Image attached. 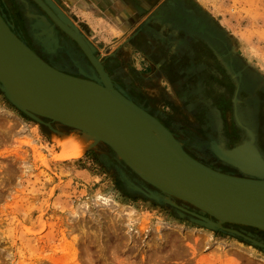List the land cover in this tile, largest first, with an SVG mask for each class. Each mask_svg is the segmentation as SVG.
I'll return each mask as SVG.
<instances>
[{"label":"rangeland","instance_id":"1","mask_svg":"<svg viewBox=\"0 0 264 264\" xmlns=\"http://www.w3.org/2000/svg\"><path fill=\"white\" fill-rule=\"evenodd\" d=\"M196 1L233 54L264 80V0ZM2 2L6 12L12 9ZM89 29L88 40L107 63L104 54L113 53L121 38L112 40L108 28L109 37L94 25ZM114 66L123 84L125 63ZM162 108L168 118L179 110ZM180 119L188 125L187 116ZM172 131L186 148L187 133ZM56 136L0 92V264H264V251L245 239L264 243V232L230 224L224 227L240 235L212 231L179 218L158 201L128 191L110 151L97 146L60 159ZM103 153L112 167L100 159ZM126 173L140 180L128 168Z\"/></svg>","mask_w":264,"mask_h":264},{"label":"water","instance_id":"2","mask_svg":"<svg viewBox=\"0 0 264 264\" xmlns=\"http://www.w3.org/2000/svg\"><path fill=\"white\" fill-rule=\"evenodd\" d=\"M33 1L77 44L96 73L93 72L91 76L80 72L82 77H78L49 65L13 31L0 13V92L7 101L26 117L56 134H62L54 127L58 124L66 130H70V124L76 123H93L103 128L108 123L123 128L125 125L130 126L129 131L133 134L116 137L118 145L106 134L102 137L106 145L108 143L117 149L114 151L116 156L113 154L112 157L119 170L120 180L128 191L158 201L179 218L208 230L239 234L236 230L224 227L230 224L264 232V158L255 143L254 133L250 130L247 141L225 148L222 153L211 148L212 154L234 167L239 176L212 168L210 161L204 163L197 160L186 151L184 144L168 125L128 95L121 85L109 77L104 66L99 69L95 65L87 50V45L91 43L86 41L80 30H70L71 23L63 24L59 20L61 18L44 5L43 0ZM27 16L36 17L29 12ZM47 17L40 15L42 21L53 25ZM34 27L45 31L42 24H34ZM196 27L210 38L224 43L223 39L205 31L206 28ZM91 49L95 54L96 49ZM225 49L229 51L226 45ZM5 72L25 97L39 102V107L24 103L21 95L15 94L17 87L9 83ZM64 101L71 105L62 103ZM234 110L236 114V108ZM94 143L86 151L100 145V142ZM121 155L128 159L126 163H119ZM117 156L120 158L117 159ZM217 159L213 158L212 162ZM136 165L149 174L143 173ZM126 168L140 182L132 180ZM182 204L188 205L191 210ZM245 239L264 251L263 242Z\"/></svg>","mask_w":264,"mask_h":264},{"label":"flooded vegetation","instance_id":"3","mask_svg":"<svg viewBox=\"0 0 264 264\" xmlns=\"http://www.w3.org/2000/svg\"><path fill=\"white\" fill-rule=\"evenodd\" d=\"M3 1H8L12 9L6 12L1 0L2 11L0 10V13L10 23L13 31L46 63L65 73L82 77L73 63L76 60L88 74L96 73L95 68L77 44L61 31L33 0ZM43 2L48 6V9L59 16L57 4H50L47 0H43ZM183 10L187 13L185 22L179 24L172 22V25L177 26L176 28L182 35L174 37L172 40L175 41L166 44H169L171 50L165 56L164 67L166 70L164 75L169 78L183 104L179 112H176L171 118L160 114L156 115L172 130L177 129L187 133L186 150L188 149V152L197 160L204 163L210 161L212 168L239 176L238 171L227 163L218 159L216 162H212L211 156H214L210 151L209 144L211 139H214L222 143L220 145L223 146V149L239 145L249 139L246 133L247 129L243 127L245 126L248 131L251 130L254 133L255 143L264 157V80L232 54L230 60H232L236 71L240 72V67H243L248 73V76L244 74L245 78L247 80L250 78L253 83L251 87L241 78V88L238 87L237 79L229 70L227 59L219 56V54L227 52L224 43L199 31L196 25H203L226 43L222 35L201 14L199 15L189 8H183ZM169 11V13L166 11L167 16L175 19L177 11L173 9ZM27 12L38 17L46 16L53 23V25L49 24L52 27L51 30L42 31L40 28L34 27V24L41 25V23L36 17H28ZM195 19L198 21L197 24L194 22ZM78 28L88 36L82 25H78ZM178 40L183 43H177ZM94 55L99 56L97 51ZM102 61L106 72L110 71L111 76L116 80L119 72L114 73L110 70L111 64L108 59L107 63ZM237 89L239 95L238 103L235 105L234 98ZM252 94L253 97H251ZM133 96L138 102L143 101L144 103V98L140 97L138 90H134ZM254 97L256 104H253ZM235 108L236 114L234 113ZM228 113L230 119H227ZM186 116L188 125L180 119L181 117L185 120ZM191 116L195 117V123L191 120ZM205 146H209L210 150L205 152ZM192 147L195 149L191 151L189 148L192 149ZM100 159L106 164L108 163L109 167L113 166L105 153L100 155Z\"/></svg>","mask_w":264,"mask_h":264},{"label":"crops","instance_id":"4","mask_svg":"<svg viewBox=\"0 0 264 264\" xmlns=\"http://www.w3.org/2000/svg\"><path fill=\"white\" fill-rule=\"evenodd\" d=\"M47 1L57 4V7L77 28L78 25H82L86 34L90 31L89 26L94 25L96 30H99L97 32H101L104 36L110 34L106 31L108 28L113 34L112 40L121 38L122 44L113 53L104 54L106 55L104 58L109 60L110 70L114 73L116 63H125V72L128 75L121 79L123 84L117 79L115 82L118 81L131 97H135L133 96L134 90H138L140 97L144 98V103L133 98L138 104L148 109L152 114L162 116L168 114L162 108L164 106H167L170 111L177 106L180 109L183 104L182 99L175 92L171 83L170 86L168 85L169 82L164 75L166 58L162 56V49L168 47L170 51L171 47L166 44L175 41L172 39L182 34L176 28L177 26L172 25V22L179 24L180 21H177L176 17V20L168 17L166 11L169 13V10L173 9L180 12L184 11L183 8H189L202 15L204 13L201 10L204 12V7L200 3L196 0ZM72 14L80 18V23L72 18ZM180 15L183 16L184 13ZM177 18L182 17L178 16ZM78 29L80 30V28ZM86 38L88 39V36ZM108 74L111 76L110 71Z\"/></svg>","mask_w":264,"mask_h":264},{"label":"bare ground","instance_id":"5","mask_svg":"<svg viewBox=\"0 0 264 264\" xmlns=\"http://www.w3.org/2000/svg\"><path fill=\"white\" fill-rule=\"evenodd\" d=\"M51 3V2H50ZM44 5L48 8V6L44 3ZM50 10V9H49ZM51 11V10H50ZM60 11V17L62 18V20H60L63 24H68L71 23V25H69V28L70 30H72L73 28H77L75 26V24L65 15V13L61 10L58 9V12ZM52 12V11H51ZM184 15H180V14H183ZM33 15V14H32ZM187 15L186 12L184 11H178L176 14H175V17L177 19V21H180L181 22H185L184 20V17ZM178 16L182 17V18H177ZM36 19L44 26V29L45 31H48V30H51V26L49 25V23H47L46 21H42V19L40 17H38L36 15ZM194 22L197 24V20L195 19ZM201 28L205 29V27L203 25H199ZM72 28V29H71ZM78 29V28H77ZM79 30V29H78ZM74 31V30H72ZM205 31H208L207 29ZM81 32V31H80ZM209 33H211L210 31H208ZM83 34V33H82ZM51 36V35H50ZM84 36V35H83ZM208 36V35H207ZM84 38L86 39V41L88 42V39L84 36ZM46 40V39H45ZM54 40H56V38L54 37ZM89 43V42H88ZM177 43H183L182 41L178 40ZM225 43V42H224ZM90 44V43H89ZM226 47H228V52H224L222 54H219L220 58H226L227 61H228V66H229V70L230 72L235 76V78L237 79V84H238V87L241 88V78L247 82L248 85H250L251 87L253 86V83L251 82L250 78H248V80L245 78L244 74L248 76V73L245 72V69L243 67H240V72H237L236 71V68L235 66L233 65V62L231 63L230 62V59H231V55L233 54L232 53V48H230L226 43H225ZM224 45V47H225ZM92 47H94L93 45L90 46L87 45V50L89 51V53L92 55L91 58L92 60L94 61L95 65L98 66L99 69H102L103 66L105 68V65L103 64V61L100 60L98 57H96L94 55V52L93 50L91 49ZM169 49L168 47H163L162 49V56L165 57L168 53ZM232 61V60H231ZM73 63L75 64L76 66V70L80 73H87L85 70H83V68L81 67V64H79V62H77L76 60L73 61ZM102 66V67H101ZM239 69V67H238ZM105 70V69H104ZM106 72V71H105ZM107 73V72H106ZM8 80H9V83H12L14 86H16L17 88L15 89L17 95H21V98L23 99V102L26 103V104H31L33 106H38L39 105L37 104L36 101H33L31 98H27L24 96V93L19 89V87L13 83V81H11L10 79V76L8 74H6V72L4 73ZM92 76V75H91ZM98 77V75H96ZM111 77L114 81L115 79L113 78V76H109ZM250 77V76H249ZM246 79V80H245ZM116 83V82H115ZM22 92V93H21ZM22 95L24 97H22ZM238 95H239V90L237 89V92H236V95H235V98H234V102H235V105H237L238 103ZM251 97H253V94L251 95ZM39 103V102H38ZM64 104H67V105H71L70 103L64 101L62 102ZM28 104V105H29ZM36 104V105H35ZM253 104H256V98L254 97L253 99ZM92 125H88V124H85V123H76V124H70V126H72L70 128V130H68L69 134L68 133H59L58 136L59 137H54V141L59 145L61 146L62 148V151L60 153H58V158L60 159H71V158H76L78 157L82 151L86 150L88 146L90 145H95L96 143L94 142H100V145L101 146V150H105V151H110L112 154H115L116 156V153L114 151H116L117 149L115 147H111L108 145H106V142L102 141V137L105 136V134L107 135V138L109 137L116 145L117 142L115 141L116 140V137L118 136H123V135H132L133 133L129 131L130 129V126L128 125H125V128H123L122 126H116L112 123H108L105 128L101 127V126H98V125H94L93 123H91ZM59 125V124H58ZM95 126V127H94ZM246 130V133L247 135H249V131H248V128L243 126ZM104 129V131H103ZM91 133H89V132ZM66 134V135H65ZM92 137V139L90 137ZM70 137V138H68ZM72 142V143H71ZM220 142L218 141H215L214 139H211V143L209 144L210 145V148H215L217 151H219L220 153H222L224 150L223 149V146H221ZM209 146H205V152L209 151L210 150ZM212 150V149H211ZM210 150V151H211ZM188 152V149L186 150ZM212 152V151H211ZM121 154V153H119ZM118 154V155H119ZM262 154V153H261ZM114 156V157H115ZM120 156V155H119ZM213 158L214 159H217L218 157H215L214 153H213ZM263 156V155H262ZM120 157L117 156V159H119ZM121 158L118 162L119 163H126L128 160L126 157H123L121 155ZM212 158V159H213ZM264 158V157H263ZM247 159L249 160L250 157H247ZM218 160H220L218 158ZM134 163V161H132ZM136 167L141 170L143 173L145 174H149L146 170L140 168L138 165H136ZM163 177H165L166 179L168 180H172L169 176H167L166 174H162ZM133 180V179H132ZM107 202L106 199H104V203ZM184 205V204H182ZM184 206H188V205H184ZM128 215H129V218L127 219V221H129L127 224H129L132 220L131 218V215H132V211H128Z\"/></svg>","mask_w":264,"mask_h":264}]
</instances>
